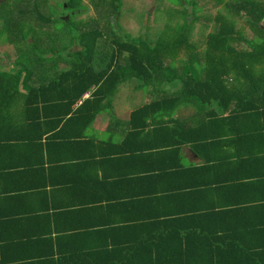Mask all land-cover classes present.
<instances>
[{
	"label": "crops",
	"instance_id": "obj_1",
	"mask_svg": "<svg viewBox=\"0 0 264 264\" xmlns=\"http://www.w3.org/2000/svg\"><path fill=\"white\" fill-rule=\"evenodd\" d=\"M120 87L93 119L76 112L91 90L0 127V264H180L152 257L211 241L264 264V111L188 106L183 127L144 128L150 102Z\"/></svg>",
	"mask_w": 264,
	"mask_h": 264
},
{
	"label": "trees",
	"instance_id": "obj_2",
	"mask_svg": "<svg viewBox=\"0 0 264 264\" xmlns=\"http://www.w3.org/2000/svg\"><path fill=\"white\" fill-rule=\"evenodd\" d=\"M45 1L19 0L17 4L19 13L15 16L8 13L6 4H0V22L3 23L0 36L10 35L12 27L20 25V22L24 21V15L28 13L35 14L42 21L50 22L53 17L46 16L40 8ZM216 1L229 11L245 13L255 26L256 36L246 39L237 32L235 21L219 12L213 17L217 26L208 34L206 49L202 54L195 50V44L186 41L184 32H175L171 41L168 36L170 31L166 29L153 41L148 37L138 36L122 40L114 36L113 47L119 52L125 51L126 63L120 64L116 53L108 56L107 61L103 63V53L94 52L95 42L103 39L102 33L98 27L90 30L84 25L81 28V41L87 44L86 51L75 49L77 54L75 56L79 60L69 61L68 68L63 72H43V83L38 85H34L32 73L25 76L22 68L18 67L9 73L0 72V127H3V123L15 119L14 114H17L18 109L12 108L22 100L24 105L21 114H29V107L38 111L40 103L60 102L64 103L65 108L62 115L66 116L72 112L74 104L91 90L93 91L89 98L76 112L80 114L86 105H93L91 109L93 119L104 110L110 108L112 110L113 98L118 93L120 85L133 79L145 85L159 87L171 84L173 88L177 87L176 82L180 84L172 95L162 94L160 99L158 96L132 112V119H142L144 128L161 124L183 127L184 121L174 117L180 107H185L183 105L193 106L199 113L216 106L221 112L229 114L264 111V0ZM98 2L100 1L91 0L90 3L102 11L100 5L96 4ZM110 2L114 5V10H118L122 5V0ZM65 3L66 7L63 8L70 10V21L71 16L77 13L76 10L83 8V0H68ZM116 3L118 5H115ZM194 3L196 2L193 1ZM180 4L183 5L181 2ZM183 9L187 16L196 13L195 7L191 12L188 7ZM186 25L189 26V23L186 22ZM105 32L108 36L113 34L108 29ZM238 38L244 39L247 45H250V49L237 48L233 40ZM22 40H25V36ZM179 56L180 65L175 63ZM169 58L173 59L172 66L166 63L169 62ZM23 83L28 84L25 87ZM167 221L160 223L177 225L172 220ZM204 235H214V232L206 231ZM242 257L246 259L249 257L252 260L247 264H253V260L258 259L259 254L217 248L211 241L209 246L190 247L179 244L165 253L155 252L152 258L172 259L174 263L180 264L200 263L201 260L202 264H227L225 263L227 260L228 262L234 260V264H239L238 260Z\"/></svg>",
	"mask_w": 264,
	"mask_h": 264
},
{
	"label": "rangeland",
	"instance_id": "obj_3",
	"mask_svg": "<svg viewBox=\"0 0 264 264\" xmlns=\"http://www.w3.org/2000/svg\"><path fill=\"white\" fill-rule=\"evenodd\" d=\"M18 1L5 0L0 4H6L8 13L15 16L19 13ZM66 1L68 0H46L43 2L40 6L41 11L46 16L53 17L50 22L42 21L35 14L28 13L24 15V21L20 22V25L12 27L10 35L0 36V72H13L19 67L24 69L25 76L32 73L34 85L43 83V72L58 73L61 69L68 67L69 61L79 60L75 56L77 55L75 49L80 48L78 50L85 49L86 51L87 44L81 41V28L84 25H87L90 30L98 27L102 33L101 38L103 39L95 42L94 52L103 53V63L107 61L108 56L114 53L118 56L120 64L126 63L125 51L119 52L113 47L114 36L122 40L138 36L148 37L153 41L160 32L163 30L165 32L166 29L170 31L168 36L171 41L175 32H184L186 41L195 44V50L198 54H202L206 49L208 34L214 31L217 26L213 17L219 12L232 18L235 21L237 32L246 39L256 36L255 26L245 13L237 14L229 11L216 0H122V5L118 10L113 9L114 5L110 0H96L100 1L96 4L100 5L99 8H102V11L96 9L90 3L91 0H84L83 8H78L77 13L71 16L70 21V10L63 8L66 7ZM193 1L196 3L193 4ZM183 7H188L190 12L195 7L196 13L187 16L183 13ZM7 11L3 12L6 14ZM186 22L189 23V26L186 25ZM1 25L3 23L0 22V28L3 27ZM107 29L113 34L108 36V33L105 32ZM24 36L30 44L22 40ZM233 44L239 49H250V45H247L244 39H234ZM172 61L173 59L169 58V62L166 63L172 66ZM175 63L180 65V56L175 59ZM26 84L28 83H23L25 87ZM170 85L163 84L162 87L145 85L141 81L133 79L124 83L120 90L125 86L128 89L138 88L140 91H135V93L144 103L151 102L158 96L160 99L162 94L172 95L180 84L176 82L177 87L173 88ZM23 102L22 100L18 105L13 106L12 110L18 109L14 116L22 115ZM183 106L185 107H180L175 115L185 113L186 105Z\"/></svg>",
	"mask_w": 264,
	"mask_h": 264
},
{
	"label": "water",
	"instance_id": "obj_4",
	"mask_svg": "<svg viewBox=\"0 0 264 264\" xmlns=\"http://www.w3.org/2000/svg\"><path fill=\"white\" fill-rule=\"evenodd\" d=\"M3 1H5V0H0V2H3Z\"/></svg>",
	"mask_w": 264,
	"mask_h": 264
},
{
	"label": "flooded vegetation",
	"instance_id": "obj_5",
	"mask_svg": "<svg viewBox=\"0 0 264 264\" xmlns=\"http://www.w3.org/2000/svg\"><path fill=\"white\" fill-rule=\"evenodd\" d=\"M84 1V0H83Z\"/></svg>",
	"mask_w": 264,
	"mask_h": 264
}]
</instances>
